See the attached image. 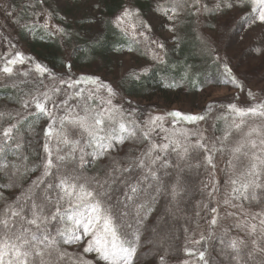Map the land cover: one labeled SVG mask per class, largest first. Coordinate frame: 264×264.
<instances>
[{
    "label": "rangeland",
    "instance_id": "rangeland-1",
    "mask_svg": "<svg viewBox=\"0 0 264 264\" xmlns=\"http://www.w3.org/2000/svg\"><path fill=\"white\" fill-rule=\"evenodd\" d=\"M218 2L221 4L219 8L216 6ZM168 3L172 4V0L120 1L117 11L111 17L113 24L117 28L116 30L133 41L137 48L136 51H128V48L114 50L106 57L108 62L106 66L100 58L95 61L96 65L81 63V59L78 58L80 54L78 50L84 42L96 44L102 40L105 31L104 20L107 17L106 6L115 5L112 0H0V67L19 51L24 56L31 57L33 62L42 64L55 77V79L52 78L49 73L41 76L35 71L34 63L28 61L24 64L13 65V75L0 72V89L7 88L18 95L17 106L10 104L1 106L0 114L3 115L0 116V125H3L14 115L29 117L34 114V105L25 108L24 102L45 91L49 92L54 101L59 102L66 99L74 90L69 89L66 84L61 85L60 77L78 79L81 76H91L111 84L117 93L113 103L122 106L128 119L137 121L142 127L149 116L164 115L170 111L205 115V120L196 123L173 121L172 118H166L161 122L162 126L157 127L155 131L149 129L151 142L162 145L175 139L188 147L189 151L183 160L178 159L177 152L172 151L173 146H170L166 153H160L172 165L167 169L159 170L162 182L161 191L164 187L168 189L167 212L161 215L152 212L147 220L152 219L154 222H158L159 219H162L168 226L169 220L182 221L189 217L188 221L197 223L194 229L197 237L194 239L192 233L188 234L185 227L180 242V245L185 246L182 248L183 254L174 257L168 251V256L165 254L156 257V259L148 257L153 259V264H161V258H163V264H203V262H199L198 255L186 253V249L193 252L202 250L205 251V257L210 264H230V261L225 260V254L231 253V249H226V253L222 251L224 245L219 240V237L224 236V239L227 238L228 241L232 239L244 241V245L241 246L242 260L240 264H264V235L260 231L259 224V220L264 216L252 219L256 213H264V208H260L255 199L234 198L238 193L232 191L233 185L230 183V180L237 179L238 173L242 171L239 161L233 160L231 149L237 145L238 141L245 139L244 134L250 127L259 125L264 133V120L258 117H245L247 126L242 131L236 130L233 121L239 122L241 118L236 117L227 107L229 104H235L238 108H245L258 102H264V23L258 20L259 6L253 5L250 0H245L243 6H240L238 0H199V3H196V0H189V10H184V5L179 0L177 5L179 15L170 21L166 16L157 12L158 5L168 8ZM227 3H231L233 7L228 8ZM125 6H132L139 10L140 19L152 27V31L147 35L151 39L163 43V51L139 35L140 31H145L140 27L139 21H132L136 24L135 40L132 38V30L127 26V22L125 24L126 31H122L116 25L115 18ZM253 8H256V11H253ZM185 12L195 19L194 23L197 25L200 38L202 36L208 41L211 40L209 49L219 70L222 69L223 76L226 77L221 78L224 81L222 85L207 86L205 88L207 90L199 93L196 97L187 98L180 95L181 97L171 98V101H165L158 95L148 96L145 99L126 95L124 87L128 85L131 78L138 79L143 75H148L153 67L162 64L166 57L173 52L177 46L175 35L178 34L181 17ZM45 21H47V29L44 27ZM56 27L63 28L65 34L56 33ZM169 27L174 31H169ZM28 29H33V31ZM39 29L43 31V35L48 41L42 42L41 46H36L34 36L36 30ZM52 44L54 45L50 47H57L55 52L58 51V55L56 57L61 63H52L42 58L46 57V51L43 48ZM203 50H199L200 55ZM154 57H162L163 62ZM67 65H71V68L69 69ZM225 66L231 76L225 72ZM133 73L136 75H131ZM232 77H235L243 87H236L232 83ZM56 87L60 88L59 93L53 91ZM77 89H83L82 95L86 98L88 92L95 89V86L81 83L77 85ZM249 92L252 93L251 97L248 95ZM106 95L107 93L101 90L98 99ZM84 98L77 97L69 100L73 115L77 112L84 115ZM209 104H214L215 107L210 111H205ZM46 106L52 112L51 118L46 116L47 123L53 125L52 131L55 133L60 128L59 118L67 115V109L62 104L59 105V108L52 104ZM129 113L131 115H128ZM182 132L189 134L187 138L181 135ZM226 132H230L229 138L222 141L221 138ZM191 133H196V135H191ZM201 135L203 137L201 143L205 145V148L193 147ZM74 138H79V134ZM251 139H255L259 146L264 135L258 137L253 134ZM47 142L54 156L58 147L67 150L62 143L58 144L54 134L48 137ZM147 143L148 141L142 142V138L128 140L118 146L119 152L114 155L120 157L138 156ZM213 145L216 151L211 152V163H209L207 159L209 151L205 149H212ZM124 147L125 150L121 151ZM220 149L223 150L220 151ZM244 151L251 154L252 151H258V149L253 150L246 147ZM240 160L246 162L243 156L240 157ZM230 161L237 165L235 169L230 165ZM103 163L105 161L102 160L101 164ZM177 177L180 180L181 195L177 197L176 201H173L170 182H175ZM260 183L264 185V178ZM236 187H239V183ZM253 191L255 196L258 195L257 191H261L262 195L264 187L249 189V197ZM210 193L211 195H209ZM10 200L3 201L1 208L4 207L5 202ZM226 200L228 203H225ZM211 208H215L216 212L212 213ZM213 216L217 218V225L213 230V235L209 238V221ZM147 220L143 222V225L149 222ZM251 224L257 225V230L252 235L249 234ZM143 225L137 226L142 229ZM158 225H160L159 222ZM144 228L149 230L150 226ZM225 230H227L226 234ZM152 234L146 231V242L157 241ZM201 236L205 239L202 240ZM170 237H174V234ZM253 240L257 241L256 245H253ZM166 241H168V234L165 238H160L158 242L164 245ZM63 247L74 255L83 254L82 245H64ZM83 255L86 259L95 261L94 253ZM144 263L145 258L142 256L137 264ZM231 264H237V261L233 259Z\"/></svg>",
    "mask_w": 264,
    "mask_h": 264
},
{
    "label": "snow or ice",
    "instance_id": "snow-or-ice-1",
    "mask_svg": "<svg viewBox=\"0 0 264 264\" xmlns=\"http://www.w3.org/2000/svg\"><path fill=\"white\" fill-rule=\"evenodd\" d=\"M238 2L240 6H243L245 0H238ZM250 2L259 6L258 20L264 23V0H250ZM178 3L179 0H172L173 7L170 9L158 5L157 12L171 21L179 15ZM196 3H199V0H196ZM216 6L219 8L221 4L218 2ZM226 6L233 7L231 3H227ZM253 11H256V8H253ZM134 20L139 21L140 27L145 30L140 31L139 35L163 51L164 44L147 35L152 31V27L140 19L138 9L125 6L114 22L122 31H126L127 22V26L132 30V38L135 40L136 24L132 23ZM44 27L47 29V21ZM28 30L33 31V29ZM168 30L174 31L171 27ZM55 32L65 34L64 29L59 27L55 28ZM128 51H133V48L129 47ZM154 58L163 62L162 57ZM26 61L33 62L31 57H26L17 51L0 67V72L13 75L12 66L24 64ZM33 63L35 71L41 76L49 73L42 64ZM67 67L70 69L71 65ZM225 72L231 76L227 66H225ZM49 75L55 79L53 74L49 73ZM231 79L236 87H243L235 77ZM59 81L61 85L66 84L69 89L74 90L66 99L54 101L49 92L45 91L33 96L31 100H26L24 107L34 105L37 117L51 118L52 112L46 105L52 104L57 108L61 104L64 105L67 115L59 118L60 128L53 133V125L49 124L44 131V136L48 138L54 134L58 144L62 143L67 150L58 147L54 156L46 139L44 151L47 155L42 164L41 175L31 181L27 191H22L20 196L11 202H6L4 207L0 208V264H69V261L71 264H134L140 245V230L136 225H142L153 211V204L161 191L159 170L172 166L160 153H166L170 146H173L172 151L177 152L178 159L183 160L189 151L188 147L175 139L162 145L151 142L149 129L155 131L157 127L162 126L161 122L166 118L196 123L205 120L206 116L170 111L164 115L149 116L142 127L137 121L128 119L122 106L113 103L117 93L111 84L91 76H81L78 79L60 77ZM81 83L95 86V89L88 92L86 98L82 95L84 90L77 89V85ZM101 90L107 95L98 99ZM53 91L59 93L60 88L56 87ZM248 95L251 97L252 93L249 92ZM77 97L85 99L84 115H80L79 112L72 114L69 100ZM214 107V104H209L205 111H210ZM227 107L236 117L241 118L239 122L233 121L236 130L242 131L247 126L245 117H258L264 120V102L245 108H238L235 104H229ZM20 122L12 123L0 131V154L11 147L10 141L15 142L17 150L21 147L16 140L19 133L17 125ZM77 134L79 138H74ZM253 134L258 137L264 135L259 125L250 127L244 134L245 139L238 141L237 145L231 149L233 160L239 161V167L242 169L237 179L230 180L233 185L232 191L238 193L234 197L237 199L240 197L255 199L254 191L249 197V189L264 187L260 183L264 178V139L260 140L258 146L257 141L251 139ZM181 135L187 138L189 134L182 132ZM229 135L230 132H226L221 138L222 141L228 140ZM141 138L142 142L148 141V143L138 156L114 155L119 152L118 146L128 140ZM202 139L201 135L193 147L205 148V145L201 143ZM246 147L258 149V151H252L249 154L244 151ZM205 150L209 151L207 159L211 163V152L216 151L215 146ZM241 156L246 162L240 160ZM24 160L26 161L27 157H24ZM102 160L105 163L100 164ZM229 163L233 169L237 167L231 161ZM7 167V164L0 163V170ZM13 167L16 166L13 165ZM90 167L95 171L90 173L88 171ZM35 170V168L31 169V171ZM170 183L171 197L173 201H176L181 195L180 180L177 177L175 182ZM238 183L239 187H236ZM225 203L228 201L226 200ZM210 211L215 213L216 209L211 208ZM261 216H264V213H256L252 219L255 220ZM209 224L210 238L217 225L216 216L211 218ZM259 224L260 231L264 235V218L259 220ZM256 230L257 225L251 224L249 234H255ZM226 232L227 230L225 234ZM201 239L205 238L201 236ZM219 240L224 245L222 251L231 249L230 258L240 264L241 246L244 245V241L232 239L226 242L224 236L219 237ZM252 243L256 245L257 241L253 240ZM64 245H82L83 254L94 253L95 261L86 259L83 254L69 253L63 247ZM186 253L198 255L199 262L210 264L205 257V251L193 252L186 249ZM249 255L251 256V253ZM161 264H163V258H161Z\"/></svg>",
    "mask_w": 264,
    "mask_h": 264
},
{
    "label": "trees",
    "instance_id": "trees-1",
    "mask_svg": "<svg viewBox=\"0 0 264 264\" xmlns=\"http://www.w3.org/2000/svg\"><path fill=\"white\" fill-rule=\"evenodd\" d=\"M112 1L116 7L115 5L106 6L107 17L104 20L105 31L102 40L96 44L84 42V44L80 46L78 58L79 60L81 59V63L84 62L87 65H96L95 61L100 58L104 65L107 66L108 62L106 57L114 50L132 47L133 50L136 51L137 47H135L136 45H134L133 41L119 33L113 24L111 17L117 11L121 0ZM181 3L184 5V10H189V0H181ZM171 7H173V5L168 3V8L170 9ZM194 21L195 19L190 14L185 12V14L182 15L178 34L175 35L177 46L173 49V52L166 57V60L162 64L160 63L153 67L148 75H143L138 79L131 78L128 85L124 87V93L126 95L137 99H145L148 96L152 97L158 95L159 98L161 97L165 101H171V98L181 97L180 95L187 98L196 97L199 93L207 90L205 89L207 86L222 85L224 81H222L221 78L225 77L223 76L224 71L222 69L219 70V66L209 49L210 43L212 42L211 40L208 41L205 37L201 36L200 38L197 32V25ZM34 38L36 46H41L42 42L48 41V39L44 37L41 29L36 30ZM53 45L54 44L47 45L43 48L46 51V57L42 58L52 63H58L59 58L56 57L58 51L55 52L57 47H50ZM200 49H204L202 55L199 54ZM59 63H61V61ZM17 96L18 95L13 91L7 88H1L0 103L2 104L0 105V109L2 108L1 106L7 104L17 106ZM17 121H21L17 125L19 133L16 137L21 147L17 150L15 142L10 141L11 147L6 148L5 153L0 154V163L8 165L7 168L0 170V208L3 201L11 199L9 201L11 202L16 196H20L22 191L28 190L31 181L41 175L43 171L42 164L47 155L44 151L45 140L48 139L44 136V131L48 127L46 116L37 117L35 113L31 114L29 117L14 115L7 122H4L3 125H0V131L4 126L16 123ZM124 150L125 147L121 149V151ZM24 157H27L26 161ZM99 163L101 164V161ZM13 165L16 167L14 168ZM32 168L36 170L31 171ZM88 171L91 173L94 172L95 169L90 167ZM162 191H160L156 198V202L153 204L152 212L157 215L167 212L168 189L164 187ZM257 192L258 195L256 196L261 195V191ZM262 195L256 197L255 201L258 206L263 209L264 194ZM2 199L4 200L2 201ZM187 219H183L182 221L169 220L168 226H166L162 219L158 220L160 225L152 219H148L147 221L149 222L146 225L142 224L144 227L150 226V228L149 230H146L144 227L139 229L140 245L137 250V258L134 260V264H137L142 256L145 258L144 264H153V259L150 258L156 259V257L165 254L168 256V251L174 257L183 254L182 248L185 246L180 245V242L183 232H185L184 228L186 227L185 230L188 234L192 233L194 239L197 237V234L194 232L197 223L188 221ZM136 227L138 226L136 225ZM200 228L202 227L200 226ZM146 231L150 234L153 233L152 235L157 241L146 242ZM167 234L168 241H166L164 245L158 242L160 238H165ZM172 234H174V237L171 238L170 235ZM215 239L217 240V238ZM225 241L228 242L227 238ZM224 251L225 253L227 252L226 250ZM230 254L231 253L225 254V260L230 261L231 264L233 259L230 258Z\"/></svg>",
    "mask_w": 264,
    "mask_h": 264
}]
</instances>
